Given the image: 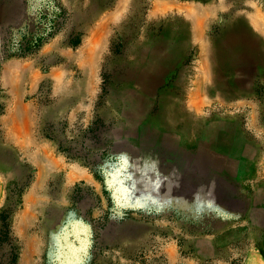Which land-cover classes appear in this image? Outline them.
I'll list each match as a JSON object with an SVG mask.
<instances>
[{
	"label": "rangeland",
	"instance_id": "1",
	"mask_svg": "<svg viewBox=\"0 0 264 264\" xmlns=\"http://www.w3.org/2000/svg\"><path fill=\"white\" fill-rule=\"evenodd\" d=\"M120 1L0 0V120L8 108L3 68L34 62L48 74L29 97L37 137L51 140L72 167L95 178L94 185L70 189L63 203L50 198L31 229L41 243L36 253L27 248L31 238L11 223L17 264H223L228 257L238 264L235 248L221 243L245 198L201 137L208 124L249 131L259 73L223 70L219 88L211 49L238 17L264 42V0ZM109 11L115 19L95 40L87 26ZM163 37L172 49L178 46L176 64L164 66L147 93L127 70ZM97 44L102 50L87 55ZM64 45L76 59H39L44 47ZM14 155L7 152L3 165ZM35 176L21 165L17 179L1 181L6 202L0 213L23 209ZM62 185L63 175L50 181L51 197Z\"/></svg>",
	"mask_w": 264,
	"mask_h": 264
},
{
	"label": "crops",
	"instance_id": "2",
	"mask_svg": "<svg viewBox=\"0 0 264 264\" xmlns=\"http://www.w3.org/2000/svg\"><path fill=\"white\" fill-rule=\"evenodd\" d=\"M119 4H126V1L121 0ZM114 19V12H103L99 20L98 17L95 18V24L90 23L87 26L89 36L95 40L101 38ZM242 39L248 44L258 46L257 57L264 52V42L253 30L247 28ZM99 45L87 49V55H94L96 51L102 50L98 48ZM56 54H65L69 59H76L74 49L69 45L57 48L49 46L46 49L44 47L39 59L44 63L45 59L52 62ZM237 69L244 75L253 74L254 70L259 73L256 88L252 93L254 99L250 104L252 108L249 114L253 121L249 131H243V128L236 124L225 123L217 126L208 124L202 130L201 143L209 155L222 164L218 170L228 174L232 181L241 187L245 198L240 215L226 227V231H232L225 234L226 239L221 244L235 248L234 255L240 257L238 264H264V98L258 96L261 85H264V64L251 60L250 57L248 63L245 61V64ZM46 79L48 74H43L35 63L30 61L7 63L1 78L2 87L7 92L8 108L0 120V159L5 157L0 160V183L2 180L7 183L17 179L21 165H28L36 172L33 183L22 197L24 207L13 215L11 222L19 236L31 238L27 248L33 251L40 249L41 243L36 240L37 236L31 237V229L39 220L41 213L45 212L44 206L51 200L50 198L63 203L69 190L77 184L94 185L95 182V178L86 170L72 167L65 156L59 153L55 143L48 139H40L36 135V106L29 101V97L38 93L41 83ZM218 87L222 88V85ZM241 98L239 99L242 100ZM237 99L238 97L235 98ZM11 151L15 153L14 160L8 163L9 166H4L3 164L7 162V152ZM59 175H63V185L58 197L57 195L51 197L49 183ZM3 193L0 186V209L6 202ZM218 239L220 242L222 236H218ZM232 261V258L228 257L221 263L233 264Z\"/></svg>",
	"mask_w": 264,
	"mask_h": 264
},
{
	"label": "bare ground",
	"instance_id": "3",
	"mask_svg": "<svg viewBox=\"0 0 264 264\" xmlns=\"http://www.w3.org/2000/svg\"><path fill=\"white\" fill-rule=\"evenodd\" d=\"M258 15L261 16L259 11L254 16L256 17ZM243 23L244 22H242V20H240L239 17L236 18V20L230 25H228L223 30V32L221 31L222 35L220 39L218 40L217 44L211 49L212 55L214 56V60L217 65L216 84L218 86L224 84V82L222 81L223 79H222L221 71L235 70L239 67H242L245 64V61L247 63L250 61V57L251 60H255L260 64H264V52L259 57H257L256 50L258 49V46L248 44L246 41L242 39V35H244L247 31V27ZM256 29H258V27ZM167 41L168 40L165 37H163L154 44L151 50L150 49L143 50L141 54H143L145 57L139 58L135 63V65L130 70H127L128 79L131 81L134 80L139 82L143 86L145 92L147 93L151 92L154 82L161 79L160 76L161 75L163 76L165 74V70H166L165 67L168 64L170 65L171 63L176 64L178 46L175 45L174 48L172 49L170 45L166 44ZM167 47H168V54L161 55L163 50L166 49ZM171 68H173V66ZM156 78L158 79L155 80Z\"/></svg>",
	"mask_w": 264,
	"mask_h": 264
},
{
	"label": "trees",
	"instance_id": "4",
	"mask_svg": "<svg viewBox=\"0 0 264 264\" xmlns=\"http://www.w3.org/2000/svg\"><path fill=\"white\" fill-rule=\"evenodd\" d=\"M78 44L80 41L77 42ZM13 211L4 208L0 213V264H17L19 259L18 248L14 246L10 227Z\"/></svg>",
	"mask_w": 264,
	"mask_h": 264
}]
</instances>
